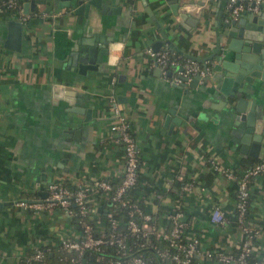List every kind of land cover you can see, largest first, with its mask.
Listing matches in <instances>:
<instances>
[{
    "label": "crops",
    "instance_id": "crops-1",
    "mask_svg": "<svg viewBox=\"0 0 264 264\" xmlns=\"http://www.w3.org/2000/svg\"><path fill=\"white\" fill-rule=\"evenodd\" d=\"M57 1L26 12L18 50L3 45L6 20L18 16L0 13V264H25L39 246L52 254L59 236L68 232L62 210L23 207L18 200L40 202L46 185L55 181L75 185L120 178L122 145L110 129L116 121L112 102L134 136L145 210L166 227L165 215L178 197L185 231L198 237L194 259L219 264L215 255L237 250L242 235L233 213L235 183L213 171L206 158L240 172L264 158V141L250 150L232 140L240 134L232 123L237 112L223 104L229 97L218 91L220 73L210 70L205 82L175 83L147 49L169 47L165 38L172 50L205 58L212 69L213 50L222 55L234 37L224 1L176 0L174 14L169 0H101L115 11L91 8L87 16L74 12L75 4L57 7ZM91 31L105 36L107 53L96 69L79 73L66 58ZM156 41L160 44L152 49ZM253 96L264 100V93L247 97ZM191 111L194 118H177ZM174 180H189L192 187L181 193ZM248 192L246 218L259 225L255 249L264 251V175L250 177ZM214 205L225 214L222 224L209 218Z\"/></svg>",
    "mask_w": 264,
    "mask_h": 264
},
{
    "label": "built area",
    "instance_id": "built-area-1",
    "mask_svg": "<svg viewBox=\"0 0 264 264\" xmlns=\"http://www.w3.org/2000/svg\"><path fill=\"white\" fill-rule=\"evenodd\" d=\"M242 0H227L229 18H235L239 11L249 7ZM11 8L19 21H25L29 14L21 11L20 3L7 0L0 3V13ZM46 16L42 12L39 14ZM54 15V13H52ZM162 72L168 66H176L171 77L173 82L179 83L183 76L198 74L204 76L210 73L207 67H200L196 60L186 58L179 66L170 58L166 48L160 50L147 49ZM112 114L116 121L110 129L117 133V141L122 145V173L116 183L106 177H95L89 182L76 183L68 187L62 182L55 181L46 185V194L40 202L28 203L18 200L20 206L34 208H56L63 211L69 218H74V224L69 223L68 232L59 236L56 250L64 255L73 253L69 262L75 264H199L194 255L198 250V237L187 234L185 229L187 217L180 206L177 197L167 211L166 227L159 226L154 217L128 194L138 179L139 158L132 130L126 120L118 112L112 102ZM209 167L220 173L224 178L235 183L234 218L241 232V239L236 252L228 251L215 255L219 264H264L262 261H250L248 255L255 250V239L259 233V225L246 218L248 202V181L251 176L264 175V158L258 159L241 170L239 174L229 167L222 166L213 157H207ZM192 187V182H181L179 191L182 193ZM154 193V192H153ZM105 195L109 202L124 209L122 215H114L113 208L102 206L100 196ZM99 200V202L97 201ZM103 215V218L102 216ZM212 222L222 224L226 217L218 206L209 210ZM77 226V227H76ZM165 243L159 246L157 241ZM45 251L48 248L35 247L34 251L25 259V264L45 262ZM211 256L210 253L206 254Z\"/></svg>",
    "mask_w": 264,
    "mask_h": 264
},
{
    "label": "water",
    "instance_id": "water-1",
    "mask_svg": "<svg viewBox=\"0 0 264 264\" xmlns=\"http://www.w3.org/2000/svg\"><path fill=\"white\" fill-rule=\"evenodd\" d=\"M47 0H24L22 2V12L33 11L37 4H44ZM54 1V0H52ZM107 1V0H106ZM74 12H82L85 16L91 8H95L97 13L114 12L115 7L109 6L101 0H58L57 7H71ZM172 12L176 13L177 1L169 0ZM156 23V22H155ZM7 34L3 45L7 48L18 50L21 38L22 23L19 20L7 19ZM226 25L234 33V37L229 38L222 55L215 54L217 47L213 50L212 56L216 58L211 71L220 73L218 79V91L229 98L223 100L229 102L226 110L237 112L233 119V124L240 132L232 138L240 144V149L246 147L251 150L264 141V100H256V97H247L250 94L264 93V0H251L249 7L239 11L235 18H230ZM162 36V30L159 28ZM170 48L173 45L164 38ZM160 41L154 42L151 46L156 49ZM230 52V53H228ZM107 53L106 38L102 34L91 31L84 38L76 40L66 58L67 65H71L74 70L84 73L87 70L96 69L102 61L103 55ZM187 58L203 63L205 58L186 54ZM209 74L200 76L198 74L189 77L183 76L181 81L191 78L192 82L202 80L205 82ZM181 84H184L181 82ZM172 110H168L164 121L168 122V117ZM194 111L190 114H177V118H194ZM171 122L177 119L170 118Z\"/></svg>",
    "mask_w": 264,
    "mask_h": 264
},
{
    "label": "trees",
    "instance_id": "trees-1",
    "mask_svg": "<svg viewBox=\"0 0 264 264\" xmlns=\"http://www.w3.org/2000/svg\"><path fill=\"white\" fill-rule=\"evenodd\" d=\"M16 2H20V0H15ZM224 1V5L226 7V14L225 17L229 18V8L226 6V2L227 0H223ZM7 2V0H0L1 4H5ZM247 2V0H242V3L245 5ZM5 11H13L11 8H6ZM168 51H169V55L170 58L175 60L177 62V65L179 66L184 60H186L187 57L182 56L181 54L177 53L176 51L172 50L169 47H165ZM198 65L200 67H207L210 69V64L209 63H199ZM176 66H168L167 70L171 71V74L173 73L174 69ZM245 168V167H244ZM241 172V171H240ZM240 172H237V174H239ZM108 181L112 182V183H116L118 181V179H111L110 177H106ZM63 184H65L68 187H74V184L68 185V183H66L65 181H61ZM178 184L180 186L181 181H173V185ZM128 194L131 196L132 200L136 201L143 210H145L144 207V196L145 194L141 192V186L138 184V181L131 187L128 189ZM100 201L102 206L106 207V209H111L113 208L115 210V214L114 215H122L124 213V209L116 206L112 203L108 201V198L105 195H101L100 196ZM103 218V215H101ZM104 219V218H103ZM73 224L74 222V218H71V221ZM77 227V226H76ZM159 246H164L165 243L162 241H157ZM40 248H44V246H39ZM237 250L233 251L236 252ZM70 256H73V253H66L65 256L61 255L57 250H53L52 254H49L48 251H45V262L44 263H38V264H75L74 262H69V258ZM248 260L250 261H262L264 263V251H259V250H253L250 255H248Z\"/></svg>",
    "mask_w": 264,
    "mask_h": 264
}]
</instances>
